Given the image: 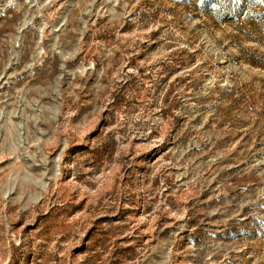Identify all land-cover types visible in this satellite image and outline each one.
I'll return each instance as SVG.
<instances>
[{"label": "rangeland", "instance_id": "obj_1", "mask_svg": "<svg viewBox=\"0 0 264 264\" xmlns=\"http://www.w3.org/2000/svg\"><path fill=\"white\" fill-rule=\"evenodd\" d=\"M0 80V264H264V0H0Z\"/></svg>", "mask_w": 264, "mask_h": 264}, {"label": "bare ground", "instance_id": "obj_2", "mask_svg": "<svg viewBox=\"0 0 264 264\" xmlns=\"http://www.w3.org/2000/svg\"><path fill=\"white\" fill-rule=\"evenodd\" d=\"M3 78H5V77H3ZM0 83H1V80H0Z\"/></svg>", "mask_w": 264, "mask_h": 264}]
</instances>
